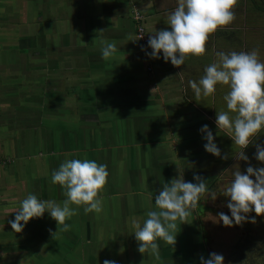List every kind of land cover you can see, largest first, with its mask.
<instances>
[{
  "label": "crops",
  "instance_id": "obj_1",
  "mask_svg": "<svg viewBox=\"0 0 264 264\" xmlns=\"http://www.w3.org/2000/svg\"><path fill=\"white\" fill-rule=\"evenodd\" d=\"M256 5L238 0L235 21L210 36L206 54L176 67L163 53L155 59L147 55L151 48L143 50L133 10L143 12L154 35L171 30L166 20L177 0H0L1 264L152 262L138 251L131 220L143 223L164 183L181 174L194 183L200 173L192 155L201 143L193 139L203 125L217 127L229 88L218 85L196 101L189 81L219 62L217 52L257 50L264 61V13ZM100 36L117 44L109 60L101 56ZM257 144L264 146V134ZM252 145L244 165L264 167ZM84 158L107 165L102 211L79 207L66 232L46 212L15 232L9 221L20 202L32 193L62 203L52 172L66 159ZM206 184L201 198L213 191ZM183 226L155 262L175 259L163 252L180 249Z\"/></svg>",
  "mask_w": 264,
  "mask_h": 264
},
{
  "label": "clouds",
  "instance_id": "obj_2",
  "mask_svg": "<svg viewBox=\"0 0 264 264\" xmlns=\"http://www.w3.org/2000/svg\"><path fill=\"white\" fill-rule=\"evenodd\" d=\"M237 3L238 0H177L176 8L168 14L166 20L171 30H156L149 37L148 47L152 52L147 55L159 59L163 53L164 61H170L176 67L185 65L189 57L204 56L210 36L235 21L234 9ZM99 38L102 44L101 56L109 60L117 52V44L102 36ZM216 55L219 62L207 65L204 75L198 81L190 80L189 85L196 101L201 96L214 95L218 85L228 86L229 91L223 97L227 110L217 111L216 125L240 149L236 158L248 162L245 150L264 134V61L259 59L257 50L221 51ZM200 131L206 141L205 150L221 157V149L210 127L203 125ZM255 159L264 162V146L257 145ZM108 178L105 164L88 158L66 159L58 169L53 170L51 176V182L61 186L66 199L58 203L55 200H42L29 193L20 202L15 219L9 221L11 228L20 233L29 221L43 218L47 212L58 223L59 230L62 226L63 231H69L71 224L66 221L78 214L79 207L82 206L86 214L102 211L103 192ZM194 179L197 183L186 182L181 174L170 183H164L162 190L155 196V207L146 211L143 223L131 220L138 251L144 256L147 254L159 261L161 243L171 247L176 244L178 224L187 223V218L197 208L201 196L208 191L203 178L197 175ZM221 194L230 198L227 207L231 217L219 213V220L225 226L249 222V215L253 212L257 216H264V167L249 166L246 174L236 169ZM211 197L214 200L216 194L211 193ZM250 222L255 223V217ZM103 264L116 262L105 260ZM200 264H225V261L222 255L213 252L208 258L201 257Z\"/></svg>",
  "mask_w": 264,
  "mask_h": 264
},
{
  "label": "rangeland",
  "instance_id": "obj_3",
  "mask_svg": "<svg viewBox=\"0 0 264 264\" xmlns=\"http://www.w3.org/2000/svg\"><path fill=\"white\" fill-rule=\"evenodd\" d=\"M236 15L238 18L239 11H236ZM218 109L222 111L223 107L219 105ZM253 145L257 149V139L254 141ZM250 151H253V149ZM238 153L239 149L227 154L229 157L224 167L219 171L215 168L216 173L212 171L215 175L217 174L215 176L217 180L214 183V189L200 199L197 208L194 209L192 214L187 218V223H184L178 235V239L181 242L184 232L189 238L191 236L193 238L199 235V233L194 234L195 231L199 230L200 234L204 236V240L198 244H204L205 249L203 252L206 250L208 256L213 252L222 255L225 264H264V216H257L253 212L249 215V222H245L242 225H235L234 223L231 227L225 226L223 222L219 220V213L221 212L231 217V212L227 207L230 198L222 195L221 191L226 184L230 183L233 171L239 168L241 172L246 174V170L249 166L254 167V164L249 163L245 166L244 164L246 161L236 158V154ZM210 164L212 167H221L223 163L215 164V162H210ZM197 165V170L200 172L202 168L201 164L199 163ZM252 179L255 180V177H252ZM210 183L211 182H209V184ZM213 192L216 194L214 200L211 197V193ZM203 211H205V213H202ZM252 217H255V223L250 222ZM133 236L134 235H132V238L134 239ZM185 243L186 241L183 238L181 245L184 246ZM163 245L164 244L161 243V247ZM170 251H166V253L163 252V254L172 253L173 256L174 250L171 248ZM195 251V256L198 258L203 254L200 248L195 249ZM160 254H162L161 251ZM187 256H189L188 252ZM177 259L179 262L182 261L181 258ZM150 260L155 262L153 258ZM122 264H135V262H122ZM147 264H150V262H147Z\"/></svg>",
  "mask_w": 264,
  "mask_h": 264
},
{
  "label": "flooded vegetation",
  "instance_id": "obj_4",
  "mask_svg": "<svg viewBox=\"0 0 264 264\" xmlns=\"http://www.w3.org/2000/svg\"><path fill=\"white\" fill-rule=\"evenodd\" d=\"M210 127V129L213 131V135L216 138V143L219 146V148L221 149V153L222 156L221 157H216L208 152H206L205 148H204V144L206 143V141L202 138L201 136H197L196 138L198 139L197 141L199 143H201L200 145V149H198L199 153H197V155H192V160H194L196 162V164H201V171L198 174V176H200L201 178H203L205 180V178H207V180H205L206 183H209L211 181H214L215 175V168H217V170L219 171L222 167H224L225 162L227 161V159L223 158V157H229L227 154H229L230 152H233L235 150H238L236 147H234L233 142L230 140V138L227 136L226 133H224L223 131H220L217 127H213L210 124H206ZM223 132V133H222ZM202 155V156H201ZM210 162H215V164H222L221 167H212ZM255 164V163H254ZM256 166V165H255ZM208 171V173L206 175H204V172ZM212 171L214 173H212ZM201 174V175H200ZM194 183H197L196 180H193ZM215 186V185H214ZM214 189V187H213ZM197 236H194L192 238V236L189 238L187 236V234L184 232V234L182 235V241L183 238L186 241V243L183 245H181L180 249L177 252L173 253H169L168 256L171 258H175V259H168L167 262H150V264H200V258L204 257V258H208L209 256L207 255V251L205 250L203 252L204 248V244L199 245L198 243L203 242L204 240V236H202L200 234V231L197 230L194 232V234H198ZM193 234V235H194ZM202 249L203 254L198 258L197 256H195V249ZM187 252L188 255L187 256ZM177 258H181L182 262H179ZM177 259V260H176ZM151 261V260H150ZM91 263V262H89ZM98 264H103V262H98ZM116 264H122L121 263H117ZM135 264H147V262H135Z\"/></svg>",
  "mask_w": 264,
  "mask_h": 264
},
{
  "label": "built area",
  "instance_id": "obj_5",
  "mask_svg": "<svg viewBox=\"0 0 264 264\" xmlns=\"http://www.w3.org/2000/svg\"><path fill=\"white\" fill-rule=\"evenodd\" d=\"M133 19L136 23V37L144 51H148V40L151 36L146 26V18L141 10L137 7L133 10ZM1 264V261H0Z\"/></svg>",
  "mask_w": 264,
  "mask_h": 264
},
{
  "label": "trees",
  "instance_id": "obj_6",
  "mask_svg": "<svg viewBox=\"0 0 264 264\" xmlns=\"http://www.w3.org/2000/svg\"><path fill=\"white\" fill-rule=\"evenodd\" d=\"M253 3H255V4H257L256 5V8H257V11H260V12H262V13H264V0H253ZM196 139L197 138H194L193 139V142L194 141H196ZM197 155V154H196ZM202 156V155H201ZM213 187H214V181H212L211 183H210V189L211 190H213ZM206 210H207V208H206ZM205 210V211H206ZM205 211H203L202 213H205Z\"/></svg>",
  "mask_w": 264,
  "mask_h": 264
}]
</instances>
